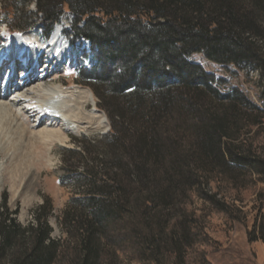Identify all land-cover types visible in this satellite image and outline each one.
<instances>
[{"label": "trees", "instance_id": "obj_1", "mask_svg": "<svg viewBox=\"0 0 264 264\" xmlns=\"http://www.w3.org/2000/svg\"><path fill=\"white\" fill-rule=\"evenodd\" d=\"M2 2L10 33L31 30L40 16L49 38L73 16L72 35L88 40L96 59L79 84L111 129L64 150L73 157L61 181L77 195L63 212V238L52 236L50 198L23 225L4 196L0 264H211L194 196L239 222L241 211L221 195L242 201L252 189L260 206L250 240L264 243L262 110L240 90L221 94L189 60L203 53L252 66L264 81V0H37L32 18L22 13L33 0Z\"/></svg>", "mask_w": 264, "mask_h": 264}, {"label": "rangeland", "instance_id": "obj_2", "mask_svg": "<svg viewBox=\"0 0 264 264\" xmlns=\"http://www.w3.org/2000/svg\"><path fill=\"white\" fill-rule=\"evenodd\" d=\"M36 3L37 0H33L26 7V11L22 13L23 18L34 17L33 14L37 11ZM2 8L3 2L0 0V10ZM6 10L11 11L9 8ZM34 19H38L36 21L37 26L25 32V35L22 36L28 42L36 43L37 45L33 46L34 48L32 49L41 48L44 51L42 56L45 51L47 53L43 58L42 65L40 64L42 67L38 75L48 78L46 81L47 85L58 82L65 89L74 87L89 89L97 109L104 113L107 122L106 127L94 133H86L84 131L73 133L64 129V122H54L53 119H44L39 122L43 116L42 109L38 106L40 100L38 98L30 99L31 104L29 103V105H32L30 107L32 109L27 108L21 111L24 105L19 103L18 100L14 99L13 104L17 103L14 106L15 108L11 105V100L15 98L12 95L13 91L9 90L11 89V80L4 85L5 87H2L0 83V105L5 106L10 111L8 119H5L4 123L11 124L10 129L6 127V124L0 128V211H2L4 196L7 194L10 212L19 210V214L17 216L12 215V217H16L21 224L26 225L33 218L32 211L42 204L46 197L50 198L54 207L52 217L49 220L54 230L52 236L55 239H60L65 236V228L61 225L63 212L77 195L72 183L63 184L61 181V177L65 174L64 160H71L73 157L66 155L64 150L81 147L80 142L82 140L101 139L110 131L111 125L106 112L99 108V99L94 92L89 87L79 84L80 70L82 68L88 71L92 70L96 65V59L93 45L84 38L77 39L72 35L73 16L65 13L61 23L58 25V31H63L64 35L62 47L69 50V54L68 56L66 54V59L64 58L62 61L60 60L61 62L55 63L52 61V58L58 55L56 49H53L55 41L52 43V48H49L50 46L46 49L45 47H40V41L44 43L42 40V20L40 16ZM7 30L6 24H0V33L2 35ZM10 40H12V36L9 37V44ZM6 48L7 45L4 44L0 51ZM25 48L27 47L24 46L22 50H25ZM189 60L202 66L208 74L215 77L213 86L221 94H229L233 90L243 92L247 99L255 104L260 111L262 110L261 115L264 118V81L255 67L248 65L237 67L232 64L216 63L209 60L203 53L193 54L189 57ZM40 65H38V68H40ZM0 71L6 72L7 70L2 68ZM20 72V69H18V71H13V74L15 73L16 77L17 75L20 77ZM17 82L19 84V80H16V84ZM91 109L92 106L88 105L87 110L90 111ZM38 113L40 114L38 115ZM81 126L83 125L81 124ZM18 129H26L22 133L24 136L21 139L17 135ZM45 129L65 130L66 143L64 145L54 144L52 147L43 145L38 140V137ZM260 140L264 141V133L261 134ZM14 141H18L16 142L17 151L11 145ZM256 186L261 187L259 183ZM214 188H216L215 185ZM252 191L253 189L241 193L240 198L242 201L235 200L234 194L225 193L221 195L225 197L227 202L239 208L241 211V214L239 213L241 221L239 222L232 221L225 214L218 212L208 200L197 195L194 196L193 210L200 219L199 224L208 239V243L202 244V250L207 252V260L211 264H264V243L250 240V233L256 222L260 206L257 195H254ZM147 263L124 261V264Z\"/></svg>", "mask_w": 264, "mask_h": 264}, {"label": "bare ground", "instance_id": "obj_3", "mask_svg": "<svg viewBox=\"0 0 264 264\" xmlns=\"http://www.w3.org/2000/svg\"><path fill=\"white\" fill-rule=\"evenodd\" d=\"M31 44H34V42H28L27 39L23 36L14 35L12 36V40H10L9 44V46L11 47V53L4 57L7 59L3 58L4 60H6V63H11L14 64L13 66H15L11 69V71L9 70V75L14 77L10 78L11 82L9 81L11 83L10 90L13 91L12 95L15 97L11 100V105L14 107L17 104H13L14 99L18 100L19 103H22L24 105L23 109H21V111H23L27 108L32 107V105H29L30 99L38 98L40 100L38 106L42 109L41 112L43 114L39 122L43 121L44 119H53L54 122L61 121V123L64 122V129L70 130L73 133L82 131L86 133H94L106 127V117L103 112L97 109L95 102L93 101L92 93L89 89L82 87L65 89L64 86L58 82L52 85L46 84L48 78L44 76L40 77L41 75L38 74L42 67L41 65L43 58L47 53L45 51V54L42 56L44 51H42L41 48L32 49L34 47ZM24 46H26L27 48H25V50H22ZM40 47L43 46L41 45ZM53 49H56V53L58 54L52 58L53 63L60 60L62 61L64 58L66 59L69 54V50H67L65 47H62L60 41L57 42L55 40ZM16 53H20V60H18V58L16 57ZM1 60L2 59H0V61ZM38 65H40V68H38ZM18 69H20V73H23L25 71L24 77H22L21 75L20 77L18 75L16 77L15 73L13 74V71H18ZM48 77L50 76L48 75ZM16 80H19V84L18 82L16 84ZM88 105L92 106V109L90 111L87 110ZM9 112L10 111H8L5 106L0 105V128L6 124L4 123V121H6L5 119H8ZM39 114L40 113H38V115ZM81 124L84 127L81 126ZM10 126L11 124H6V127L9 128ZM65 130L56 131L54 129H45V131L39 134L38 140L42 142L43 145H46L48 147H52L54 146V144L64 145L67 141ZM25 131L26 129H18V138L21 139L24 136L22 135V133ZM16 142L18 141H14L13 143H11L13 147H10L16 149ZM15 151H17V149Z\"/></svg>", "mask_w": 264, "mask_h": 264}, {"label": "water", "instance_id": "obj_4", "mask_svg": "<svg viewBox=\"0 0 264 264\" xmlns=\"http://www.w3.org/2000/svg\"><path fill=\"white\" fill-rule=\"evenodd\" d=\"M110 129H111V126H110Z\"/></svg>", "mask_w": 264, "mask_h": 264}]
</instances>
